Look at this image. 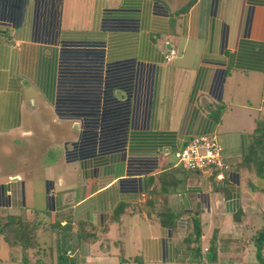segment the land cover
<instances>
[{"label":"crops","instance_id":"1","mask_svg":"<svg viewBox=\"0 0 264 264\" xmlns=\"http://www.w3.org/2000/svg\"><path fill=\"white\" fill-rule=\"evenodd\" d=\"M257 123L264 0H0V213H46L66 241L83 225L80 264H256ZM209 135L222 177L174 158Z\"/></svg>","mask_w":264,"mask_h":264},{"label":"trees","instance_id":"2","mask_svg":"<svg viewBox=\"0 0 264 264\" xmlns=\"http://www.w3.org/2000/svg\"><path fill=\"white\" fill-rule=\"evenodd\" d=\"M264 123H257L256 128L253 132V138L251 143L247 148V153L243 157V164L246 165L250 169H252L256 175V177L264 180ZM261 192L264 196V188L261 189ZM122 208L119 206L114 211V216L118 215L121 212ZM43 214L45 216L46 213H42L37 211L34 213V216L30 219L22 218L21 216H14L10 214L0 213V238L5 246L11 249L20 248L22 252L33 250L36 247L35 241V232L38 229L39 225H43V222H39L38 215ZM166 220H160V225L163 228L171 229V224H166ZM194 228V227H193ZM49 231L55 233L56 232V225L51 224L49 225ZM195 232V234H194ZM197 238V232L192 229L190 233H187L185 238V243L189 242V238L191 236ZM76 241H80L85 244H91L96 241L93 235L90 234L88 231H85L83 225H78V229L76 231ZM195 239H193L194 241ZM188 244V243H187ZM251 244L254 250V259L256 264H264V224L262 228L251 237ZM56 245V246H55ZM57 250L58 246L55 241H51V246L49 247V256L50 261L49 263H44L41 260L37 259L34 263L30 264H57ZM209 251L211 253H215L214 248H210ZM59 259H62L60 257ZM12 262V260H10ZM23 264H29L26 261L25 257H22ZM132 263L134 264H141L139 258L131 259ZM9 262V261H8ZM68 264H80L77 259H69Z\"/></svg>","mask_w":264,"mask_h":264},{"label":"rangeland","instance_id":"3","mask_svg":"<svg viewBox=\"0 0 264 264\" xmlns=\"http://www.w3.org/2000/svg\"><path fill=\"white\" fill-rule=\"evenodd\" d=\"M43 124H47L46 120L43 121ZM24 142L25 141H19V145L13 149H10L11 155L7 156L3 159V168L6 169L7 171H11L12 169L16 168L17 165H15L16 160L14 159V156L19 155V149L22 146H24ZM23 150V149H22ZM264 154V152H263ZM264 159V157H263ZM263 206V205H261ZM263 214V224H264V207L260 210ZM261 213H258L257 216L260 218ZM20 216V215H18ZM22 217V216H21ZM24 218V217H22ZM39 222H43V225H39L38 229L35 232V241H36V247L33 250H28L25 252H22L20 248L17 249H11L10 252H5L3 248L0 247V257H6L7 256V260H2L0 261V264H23L22 263V257H25L26 261H28V263H34L37 259L41 260L44 263H49L50 261V256H49V247L51 246V241H55L57 243L58 246V254L61 257H64L65 260L69 258L74 259L75 256H73L72 253V248L74 247V240L75 239H70V241H66L67 239H56L55 235H57V233H53L51 231H49V225H51L52 223H50V221L45 217V218H38ZM245 226L247 224H244ZM260 227V226H259ZM262 227V226H261ZM260 227V229H261ZM58 229L60 230V228L58 227ZM259 228L257 230H253V229H249L247 228V230H250L249 232L246 233V237L247 236H251L253 237V235L255 236V234L260 230ZM253 230V231H252ZM58 231V230H57ZM69 234H71L74 238V234L72 232H68ZM67 234V233H66ZM51 236V239H50ZM193 239H190L189 242H192ZM2 239L0 238V244L4 247V245L1 243ZM56 246V245H55ZM264 252V251H263ZM264 255V253H263ZM73 256V257H71ZM12 260V262L10 261ZM9 261V262H8Z\"/></svg>","mask_w":264,"mask_h":264},{"label":"built area","instance_id":"4","mask_svg":"<svg viewBox=\"0 0 264 264\" xmlns=\"http://www.w3.org/2000/svg\"><path fill=\"white\" fill-rule=\"evenodd\" d=\"M175 57V52L170 50L165 61H170ZM222 148L214 136L192 137L187 144L174 154L177 165L187 171H214L217 177L229 170L223 162Z\"/></svg>","mask_w":264,"mask_h":264}]
</instances>
